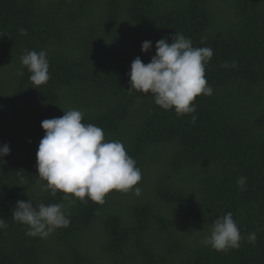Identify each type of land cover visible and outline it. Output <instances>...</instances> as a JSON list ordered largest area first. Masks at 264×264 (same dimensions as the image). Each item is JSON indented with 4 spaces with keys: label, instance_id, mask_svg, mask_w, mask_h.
Masks as SVG:
<instances>
[{
    "label": "trees",
    "instance_id": "trees-1",
    "mask_svg": "<svg viewBox=\"0 0 264 264\" xmlns=\"http://www.w3.org/2000/svg\"><path fill=\"white\" fill-rule=\"evenodd\" d=\"M175 33L213 50L205 65L212 95L197 96L191 114L127 91L132 61L149 63L155 43H171ZM26 50L47 52L50 79L38 89L21 65ZM70 108L106 141L123 142L142 174L132 190L110 191L100 205L41 189V122ZM5 144L0 264H264V0H0ZM28 200L64 204L70 224L45 238L26 235L12 212ZM227 212L243 239L238 249L217 251L204 239Z\"/></svg>",
    "mask_w": 264,
    "mask_h": 264
},
{
    "label": "clouds",
    "instance_id": "clouds-1",
    "mask_svg": "<svg viewBox=\"0 0 264 264\" xmlns=\"http://www.w3.org/2000/svg\"><path fill=\"white\" fill-rule=\"evenodd\" d=\"M20 35H27L20 29ZM152 41H144L141 52L151 50ZM210 47H193L192 41L183 34L175 33L172 42L161 38L155 43V55L144 64L137 57L131 65L129 94L133 91L151 94L155 105L163 110H174L177 115L196 112L194 100L197 96L212 95L213 89L205 78V65L212 58ZM21 65L30 73L29 80L34 89L50 79L47 52L27 51L20 58ZM235 66V63L231 65ZM221 67H229L225 62ZM58 118L41 122L44 136L36 153L37 183L52 196L63 193V199L88 200L102 205L105 196L113 190L128 192L141 179V170L130 157L122 141L105 140L103 129L95 124L82 122L83 113L74 108L63 111ZM197 117L192 116V123ZM7 144L0 147V157L7 156ZM41 181L45 182L41 184ZM243 190L246 177L236 180ZM136 195L140 189H134ZM62 203H40L18 201L12 212V220L27 227L26 235L45 238L55 229L70 224ZM7 227V221L0 218V229ZM243 239L232 213L218 216L211 225L210 234L204 244L217 251L238 249ZM256 232L247 236L249 243H255Z\"/></svg>",
    "mask_w": 264,
    "mask_h": 264
}]
</instances>
